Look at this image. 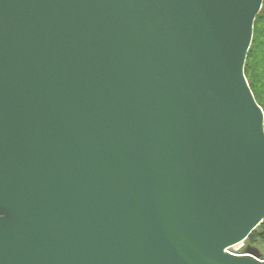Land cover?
Here are the masks:
<instances>
[{"label":"water","instance_id":"water-1","mask_svg":"<svg viewBox=\"0 0 264 264\" xmlns=\"http://www.w3.org/2000/svg\"><path fill=\"white\" fill-rule=\"evenodd\" d=\"M264 0H0V264H264Z\"/></svg>","mask_w":264,"mask_h":264},{"label":"trees","instance_id":"trees-1","mask_svg":"<svg viewBox=\"0 0 264 264\" xmlns=\"http://www.w3.org/2000/svg\"><path fill=\"white\" fill-rule=\"evenodd\" d=\"M245 75L256 101L264 111V1L254 23L253 40L245 64ZM246 241L251 244L264 241V221ZM260 258L264 259L263 256Z\"/></svg>","mask_w":264,"mask_h":264},{"label":"rangeland","instance_id":"rangeland-1","mask_svg":"<svg viewBox=\"0 0 264 264\" xmlns=\"http://www.w3.org/2000/svg\"><path fill=\"white\" fill-rule=\"evenodd\" d=\"M248 245H253V247H255L259 251V255H260L259 258L261 256H263V258H264V241H258L255 244H251L245 240L244 242H241V243L231 247L229 249V251L232 253H243Z\"/></svg>","mask_w":264,"mask_h":264}]
</instances>
